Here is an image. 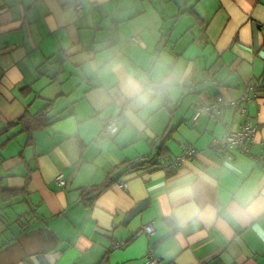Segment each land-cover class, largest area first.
<instances>
[{
    "label": "crops",
    "instance_id": "0c3cea01",
    "mask_svg": "<svg viewBox=\"0 0 264 264\" xmlns=\"http://www.w3.org/2000/svg\"><path fill=\"white\" fill-rule=\"evenodd\" d=\"M251 84L244 116L192 123L195 105ZM40 111L31 139L16 123ZM245 122L259 157L264 0H0V264H144L149 250L162 264H264L263 164L210 147ZM185 144L192 159L156 168Z\"/></svg>",
    "mask_w": 264,
    "mask_h": 264
},
{
    "label": "built area",
    "instance_id": "2783aa9c",
    "mask_svg": "<svg viewBox=\"0 0 264 264\" xmlns=\"http://www.w3.org/2000/svg\"><path fill=\"white\" fill-rule=\"evenodd\" d=\"M82 6H77V10H80ZM132 42L137 43L136 38H132ZM190 90L194 88V85L188 82L185 86ZM258 96L256 86L254 84L248 85L242 96L237 100H226L222 97H218L215 101L206 104H197L194 106V112L192 114L191 121L196 122L201 116L207 118H213L216 121H220V113L223 108H232L236 111V114L240 116L245 115V109L242 107V103L256 99ZM122 116L117 115L103 123L100 130V138L105 139L110 135H113L118 130V123ZM258 132V128L251 126L248 122H245L237 131L227 129L226 132L218 138H213L210 142V147L216 151L224 160L231 161L233 159V153H241L243 155L250 156L256 162L263 164L264 168V148L263 153L259 157H253L250 155V149L254 143L255 136ZM195 149L190 145H183L181 147V153L174 159L169 161H163L156 165V168L165 174H169L172 171L177 170L180 166L192 159L195 155ZM148 156H143L139 159V162L148 160ZM55 183L59 186H64L65 181L62 174H58L55 179ZM139 233L149 237L155 233V228L152 224H143L139 230ZM126 245L125 242H116L113 245V249H122ZM144 264H162L159 258L155 257L151 250L146 254Z\"/></svg>",
    "mask_w": 264,
    "mask_h": 264
},
{
    "label": "trees",
    "instance_id": "16d2710c",
    "mask_svg": "<svg viewBox=\"0 0 264 264\" xmlns=\"http://www.w3.org/2000/svg\"><path fill=\"white\" fill-rule=\"evenodd\" d=\"M17 125L20 124L22 125L23 131L26 133L30 134V138L31 135L36 131V130H40V129H44L48 126V120L44 117V114L42 111H40L36 116H34L33 118H29L28 115L24 114L16 123ZM15 124V125H16ZM32 139V138H31ZM151 160L149 161H143V162H137L134 163L133 165L131 164L130 167H132V169H137L138 167H142L146 164H150ZM118 169L114 168L113 172ZM111 184V182L109 183H105L101 186L98 187H93L90 188L89 190L84 191L82 194H85V192H87L88 194H92V198H95L97 195H99L100 193H102L109 185ZM15 194V193H14Z\"/></svg>",
    "mask_w": 264,
    "mask_h": 264
}]
</instances>
